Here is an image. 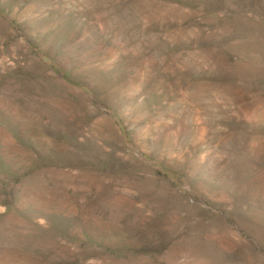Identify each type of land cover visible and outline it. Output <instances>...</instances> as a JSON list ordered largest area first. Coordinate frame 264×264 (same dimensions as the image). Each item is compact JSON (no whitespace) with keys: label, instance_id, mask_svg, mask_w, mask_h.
Returning a JSON list of instances; mask_svg holds the SVG:
<instances>
[{"label":"rangeland","instance_id":"rangeland-1","mask_svg":"<svg viewBox=\"0 0 264 264\" xmlns=\"http://www.w3.org/2000/svg\"><path fill=\"white\" fill-rule=\"evenodd\" d=\"M0 264H264V0H0Z\"/></svg>","mask_w":264,"mask_h":264}]
</instances>
